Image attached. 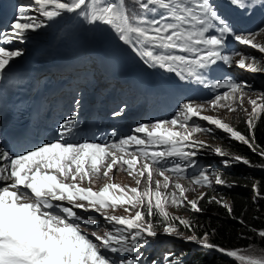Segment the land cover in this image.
I'll return each instance as SVG.
<instances>
[{"label": "snow or ice", "instance_id": "1", "mask_svg": "<svg viewBox=\"0 0 264 264\" xmlns=\"http://www.w3.org/2000/svg\"><path fill=\"white\" fill-rule=\"evenodd\" d=\"M226 4L231 12L238 14L251 15L257 8L264 9V0H226ZM138 6L142 13L130 12L116 0H107L102 5H89V0H29L27 5L18 6L10 31H0V73L23 55L21 49L7 45L23 42L30 38V33L43 28L40 17L51 20L83 8L88 9L89 23L112 26L120 39L132 44L146 63L169 71L180 68L181 78L186 70L189 77L199 79L198 69L216 65L218 61L231 66L234 55L241 56L235 64L238 68L253 73L264 71V61L258 62L255 57L224 54L229 39L264 54V44L256 42L257 34L264 35V28L258 29V33L240 32L231 16L222 14L217 0H138ZM32 12L39 16L30 15ZM249 59L251 63H246ZM245 86L231 79L217 82L216 88H228L230 92L216 96L211 106L228 107L220 102L237 100L242 106ZM262 99L264 96L250 99L251 116L264 109V103H258ZM235 110L229 107V111ZM202 111L200 105L184 103L179 119L140 124L134 132L143 137L130 135L112 144L73 142L79 123L78 113L73 111L60 125L54 141L37 144L23 154L11 149L0 151V264H142L141 241L147 243L145 237L158 235L152 220L146 217L159 216L164 221L179 219L180 224L190 227L187 220L170 217L167 206L183 207L187 202L192 210L202 211L198 200H188L185 195L188 189L179 182L172 184L167 174L179 175L185 171L181 163L169 167L168 158L176 157L192 165L198 149L205 147L204 142L193 139L194 133L205 131L199 125L189 124L193 117L222 129L256 151L249 138L219 118L202 115ZM113 115L119 117L122 112ZM248 123L251 129L252 120ZM132 146H137L138 154L128 152ZM215 154L229 155L219 147ZM259 155L264 156V151ZM222 163L226 167L237 163L252 166L248 159L239 156L224 159ZM124 166L135 179L136 187L107 182L96 191L81 186L101 178L110 180V173L114 169L124 170ZM256 166L264 168V165ZM212 176L217 185L227 184L222 174L212 173ZM210 182L206 170H201L194 180L196 184ZM170 185L174 188L171 192L167 191ZM256 194L260 196L258 190ZM202 198L203 194L198 199ZM224 206L228 208L227 204ZM118 207L128 214H108V209L115 211ZM77 210L99 213L111 227L102 234L98 230L89 231L99 229V225ZM228 211L231 214L230 208ZM164 234L216 251L233 259L234 264H264V250L257 253L254 248L226 249L211 243L207 235L184 236L172 223L164 227ZM258 235L264 238V230H259ZM124 253L137 255L128 259ZM168 264H183V261L169 255Z\"/></svg>", "mask_w": 264, "mask_h": 264}, {"label": "trees", "instance_id": "2", "mask_svg": "<svg viewBox=\"0 0 264 264\" xmlns=\"http://www.w3.org/2000/svg\"><path fill=\"white\" fill-rule=\"evenodd\" d=\"M125 2L127 10L135 13L134 7L138 6V0H132L130 3L125 0ZM260 73L264 74V71ZM259 80L261 85L258 97H262L264 96V77H260ZM261 101L264 102V99ZM249 115V111L248 114L242 113L241 116L234 113L229 116V119L236 131L251 140L256 149L255 152L247 144L227 135L226 138L217 135L212 137V140L219 143L216 148L219 147L229 154L221 158L229 159L239 156L248 159L252 166L242 163L233 164L230 167L223 165L222 176L230 180V183L214 186L216 188L211 195L205 194L202 199H199L198 206L202 211L190 213L185 210L184 214L190 227L183 226L181 231L184 236L207 235L211 243L226 249L254 248L259 253L260 250H264V238L258 235L259 230H264V168L256 165H264V156L259 155L264 151V111L260 116ZM247 119L252 120L251 129L246 124ZM257 190L260 196H257ZM225 204L228 208L224 206ZM229 208L231 214H229ZM182 209L181 207L179 213ZM241 220L244 221L243 224ZM153 223L156 225L157 233H162L163 227L169 222L154 216ZM171 257L174 259L179 257L183 264H234L233 259L202 248L192 251L187 247L182 250L179 246L177 252Z\"/></svg>", "mask_w": 264, "mask_h": 264}, {"label": "rangeland", "instance_id": "3", "mask_svg": "<svg viewBox=\"0 0 264 264\" xmlns=\"http://www.w3.org/2000/svg\"><path fill=\"white\" fill-rule=\"evenodd\" d=\"M103 2H107V0H103ZM91 3H93V0L91 1ZM32 15L39 16V14L36 13V12H32ZM40 19L43 20L44 25H45L44 19L42 17H40ZM261 38H262V36H261ZM262 39L264 40V38H262ZM256 42L258 43V39L257 38H256ZM260 55H262L264 57V54H260ZM183 94L186 95L187 93L184 92ZM253 94H254V90L253 89L247 90L246 94H244V96H243V104H242V106L240 105L238 100L237 101H222V102H220L222 104L228 105V107H215L214 108L212 106H209L206 115L207 116H212L214 118H219L223 122L227 123L230 126L229 116L231 114L237 113L239 116H241L242 113L248 114V111H249V114H251L252 105L250 104L249 101H250V99H257V97H255ZM236 96H237V98H239L240 93L239 92L236 93ZM175 103H176L175 93H174V91L172 89H168L167 97L164 98V99H160L159 101H155L153 107H151L149 109V116L156 117L158 115L159 112L155 111L154 108H156V107L164 108V106H172V105L174 106ZM258 103H259V101H258ZM193 105H196V104L193 103ZM229 107L235 108L236 110L235 111H229ZM246 124L249 125L248 121H246ZM209 127H210L211 131L214 132L217 135H220V136L227 135V136L231 137V135L229 133L224 132L222 129L216 128L214 125L209 124ZM197 139L199 141H201V142H204L205 143V147L201 148V149H198V154L194 158H197V157H199L201 155L202 158L205 159V160H210V161L214 160L213 163L215 164L216 167H218V164L219 165H223L222 160H220L218 158L220 156L215 154L216 147L215 146H209V145L206 144V143H210L211 144V141H209L208 137H204L203 138L202 136L199 135V136H197ZM122 177L125 178V179L128 178V177H126L124 175ZM127 180H128V182L130 181L129 179H127ZM226 181H227V184L230 183V180L226 179ZM214 184H216L215 180H214ZM196 190L199 191L200 193H202L204 189H196ZM189 192L190 191H187L186 194H185L187 196L188 200H189V197L193 196ZM183 207H184V210H183L182 213H180L181 215L180 214H176V215L170 216V217H179L180 219H185L186 220V215L184 214V211L188 210L191 213V212H194V210H192L191 207L189 205H187V202H185V206H183ZM127 214L128 213L123 212V211L120 212V213H116L117 216H124V215H127ZM172 226L175 227L180 233L183 234V232L181 231V228L183 226L185 227V225L180 224L179 223V219H176V220L172 221ZM189 236H191V235H189ZM145 238L147 240V243H144L143 241H142V243L143 244H147V247H148L149 250H154L155 248L158 247L159 239L164 240V241H171L172 245L176 249L179 246L182 248V250H184L186 247L192 249V251H195V250L198 249V247L195 244L188 243V242H185L184 240H181V239L176 238L174 236H168V235L164 234V228H163L162 233H158L157 237H155V238H153V237H145ZM165 250H166V254H167L170 251V246L166 247ZM177 259H179V257H177Z\"/></svg>", "mask_w": 264, "mask_h": 264}, {"label": "clouds", "instance_id": "4", "mask_svg": "<svg viewBox=\"0 0 264 264\" xmlns=\"http://www.w3.org/2000/svg\"><path fill=\"white\" fill-rule=\"evenodd\" d=\"M258 10V8L255 10V11H257ZM264 28V27H263ZM261 36H262V38H264V35H261V34H259V35H257V39H258V44H264V40L261 38ZM253 53H254V55H258V56H254L253 55ZM247 56H249V57H255L256 58V60L258 61V62H260V60H262V59H264V57L262 56V55H260V53H258V51L255 49V50H251L250 52H249V54H246ZM235 59V63H236V61H238L240 58H234ZM246 63H251V60L249 59L248 61H246ZM235 73H237V74H239V76H242L244 79H243V81H242V83H247V86H249V88H248V90H251V89H253L254 90V96L255 97H258V93H259V89H260V85H261V82H260V80H259V78L260 77H264V74H261L260 73V71H258V72H256V73H249V72H247V70H245V69H240V68H238L237 66H235ZM259 101V103H264V102H262L261 100H258ZM264 111V109H258V111H257V113L255 114V116H260V114L262 113ZM247 121H249L248 119H247ZM230 127H232L234 130H235V127L231 124V122H230ZM214 136H217V134H215L214 132H211V133H209V135H208V139H209V141H211V144L210 143H206L207 145H209V146H217L219 143L217 142V141H214V140H212V137H214ZM222 137H225L226 138V135H223ZM215 144V145H214ZM220 160H222L223 161V159H225V158H221V156L220 157H218ZM205 160V159H204ZM214 161V160H213ZM213 161H210V160H205V162H206V164H207V166H211V165H215L214 163H213ZM217 163V162H216ZM218 164V163H217ZM219 165V164H218ZM224 165V164H223ZM223 165H219V166H223ZM216 187H214V186H212V188L211 189H207L206 190V193L205 194H207V195H211V193L214 191V189H215ZM199 197H201V196H198V197H196V198H192V200H198L199 201ZM183 211H181V213H182ZM173 213H175V214H180L179 213V211L178 210H176V211H173ZM181 215V214H180ZM170 223H172V221L170 220ZM214 253H217V254H220V253H218V252H216V251H214Z\"/></svg>", "mask_w": 264, "mask_h": 264}, {"label": "bare ground", "instance_id": "5", "mask_svg": "<svg viewBox=\"0 0 264 264\" xmlns=\"http://www.w3.org/2000/svg\"><path fill=\"white\" fill-rule=\"evenodd\" d=\"M134 84H135V81L133 80V81H131V85H133L134 86ZM77 91L79 90V92H81V94L83 95V94H85L83 91V89L81 88V87H79L78 89H76ZM76 90H74L73 92H76ZM78 92V93H79ZM65 96H68V95H65ZM83 97V96H82ZM116 122L118 121L117 119L115 120Z\"/></svg>", "mask_w": 264, "mask_h": 264}]
</instances>
